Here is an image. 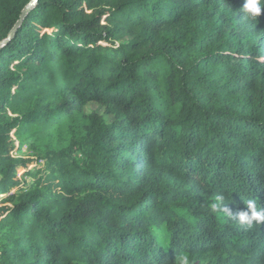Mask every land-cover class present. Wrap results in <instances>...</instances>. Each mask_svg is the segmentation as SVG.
I'll return each mask as SVG.
<instances>
[{
	"label": "trees",
	"instance_id": "1",
	"mask_svg": "<svg viewBox=\"0 0 264 264\" xmlns=\"http://www.w3.org/2000/svg\"><path fill=\"white\" fill-rule=\"evenodd\" d=\"M28 2L0 0V264H264V222L211 208L264 215V8L36 0L16 25ZM63 123L42 166L12 154Z\"/></svg>",
	"mask_w": 264,
	"mask_h": 264
},
{
	"label": "rangeland",
	"instance_id": "2",
	"mask_svg": "<svg viewBox=\"0 0 264 264\" xmlns=\"http://www.w3.org/2000/svg\"><path fill=\"white\" fill-rule=\"evenodd\" d=\"M90 110H96L97 112H101L102 108L99 104L95 102H89L84 107L85 112H89ZM67 124L63 123L59 125L58 127L50 128L41 133L37 137H29L25 142L24 145H21L20 149L17 151H13L12 154L14 156H19L24 159L29 160L28 167H34V166H42L43 160L38 157L43 151V149L46 146H57V147H63L66 145L68 140V130L66 129ZM14 138V137H13ZM16 146H19V142L16 140L15 142ZM22 170L20 169L17 177H21ZM13 189L10 191L12 192ZM5 196V194H1L0 198ZM198 264H201L200 261L197 262Z\"/></svg>",
	"mask_w": 264,
	"mask_h": 264
},
{
	"label": "clouds",
	"instance_id": "3",
	"mask_svg": "<svg viewBox=\"0 0 264 264\" xmlns=\"http://www.w3.org/2000/svg\"><path fill=\"white\" fill-rule=\"evenodd\" d=\"M262 8H264V0H244V3L240 8V12H242L243 16L248 20L256 21L262 12ZM222 201L223 197L218 195L216 197V202L212 203L211 208L214 211L217 209L220 211H226L230 217L238 220V222L242 225H251L254 220L260 223L264 222V215L250 212L251 202H249L246 210H241L233 214L227 207H225L224 204H222ZM174 264H193V260L189 254L181 253L174 257Z\"/></svg>",
	"mask_w": 264,
	"mask_h": 264
},
{
	"label": "water",
	"instance_id": "4",
	"mask_svg": "<svg viewBox=\"0 0 264 264\" xmlns=\"http://www.w3.org/2000/svg\"><path fill=\"white\" fill-rule=\"evenodd\" d=\"M35 1H36V0H30V2H28V4L26 5V7L22 10V12H21V14H20V16H19V19H18L16 25H18V23H19V21L21 20V18L25 15V13L27 12V10H29V9L31 8L32 4H33ZM15 27H16V26H15ZM15 27L9 32V34H8V39H9V37H11V36L13 35V33H14V31H15ZM3 41H4V40H3ZM3 41H1L0 44H1ZM5 41H7V40H5Z\"/></svg>",
	"mask_w": 264,
	"mask_h": 264
}]
</instances>
